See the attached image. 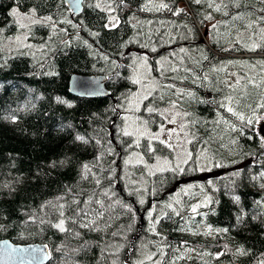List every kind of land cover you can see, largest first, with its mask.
<instances>
[{"label": "snow or ice", "instance_id": "snow-or-ice-1", "mask_svg": "<svg viewBox=\"0 0 264 264\" xmlns=\"http://www.w3.org/2000/svg\"><path fill=\"white\" fill-rule=\"evenodd\" d=\"M72 8L83 16L84 11L102 13L97 18L103 23L102 29L108 31L121 28V24L130 26L137 31V38H130L121 47L129 43H136L147 47L153 53L158 49L149 44H141L138 38L143 34L151 41L152 32H143L144 24L151 25L153 21H140L135 11H132L133 0H68ZM66 0H53L51 11L47 15H40L37 7L21 11L18 7L12 8L9 15L13 23L21 30L20 35L5 39L15 44L14 49L19 55H31L37 58V63L43 67L44 61L50 53L56 49L54 44L59 42L61 50L73 46L74 41L92 50V54L114 67H127L131 74L127 77L135 91L129 89L120 96V103L111 107V112L117 115L120 123L113 121V127L117 130L119 139L117 143L123 146L124 156L116 151L111 139L82 135L67 125L70 129V145H93L95 154L88 162H81L78 169V180L75 185L63 186V193L54 199L41 202L37 208L29 209L24 213L25 226L35 225L40 232L44 231L43 225H47L59 234L63 240L54 248L43 244L39 248L34 246L14 247L4 242V252L0 255V264L3 261H19L20 264H31L39 260L52 261V252L67 253L65 264L69 261L78 264L74 257L82 251L87 252L93 246L84 239L88 233L100 234L96 247L103 245L102 255L111 257L107 264H181L182 261L191 260L194 256L199 257L200 264H209V259L219 261L228 253L238 256H246L249 252L238 246L233 252L228 245L224 250L218 252L208 251L206 248H196L187 240H169L165 234L166 226H172V232L187 233L192 236L215 237L221 232L227 233L228 229L214 228L211 224L205 223L207 212L200 211L209 208L213 214L212 205L217 204L213 196L206 189L204 184L189 183L181 187L179 191L170 194L163 201L148 203L146 197L155 196L157 189L155 185L147 186L145 178L163 176L164 173H171L174 177L184 175L186 170L192 172L212 171V168H223L227 165L216 160V155L222 148L231 151L230 146L238 143L239 137L245 136L248 139L254 137L264 148V60L253 62L228 60L218 61L213 64L209 56L203 51L198 57L189 55L190 49L181 47L179 52L173 50L169 56L159 58L155 61V71L159 75H153V67L149 62L147 54H137L131 58L128 65H119L111 60L108 54L94 48L93 44L79 35L80 30L88 35L97 44L99 31H93L83 19L76 20L69 16V9L65 7ZM84 4L82 8L81 5ZM260 5L257 7L256 5ZM200 6V7H195ZM136 8L140 12L155 13L167 11L173 17L195 16L196 23L212 36L214 42H218L220 35L232 36L227 47H222L223 52L230 51H264V0H186V6L180 7L178 0H141ZM201 8L211 9L206 14ZM191 9V11H189ZM125 10L130 13L129 18L121 19ZM213 13H219L227 19L215 20ZM135 21V23H133ZM163 23V22H161ZM67 25L68 27H63ZM39 26L49 30L42 42L34 44L29 42L36 39L33 27ZM228 29L226 33L219 32L220 27ZM172 27H182L187 36H194L196 29L187 23ZM73 31L70 32L69 29ZM241 29L243 31H241ZM3 29H0L2 33ZM246 34V40H243ZM160 43L163 46L164 36L159 32ZM71 36V38H67ZM186 36V38H187ZM169 41L174 37L167 35ZM3 48H0V52ZM3 57H0L2 60ZM208 61V71H204L202 64ZM166 65V67H165ZM0 63V68L5 67ZM245 68L249 72H229V67ZM257 66L261 68L259 73L251 74ZM224 75L221 76L220 74ZM49 75L57 73L49 72ZM192 85L194 87L185 86ZM208 88L215 91L217 95L209 98H201L197 89ZM82 96H95L101 93L81 91ZM107 95L108 93H104ZM55 102L65 104L71 108L73 105L61 97H55ZM207 104L213 107L211 120L199 116L190 110L193 104ZM123 113V115H121ZM93 116L99 117L94 113ZM8 119L17 122V117ZM235 134V137L232 136ZM112 133H108L111 136ZM225 136L228 137L225 142ZM127 138V139H125ZM214 145L216 147H214ZM119 157L122 161L120 175L117 176L115 159ZM65 156L60 165H65L68 160ZM151 161V163H150ZM52 167H56L54 162ZM128 169L139 171L135 172ZM242 170L236 169L231 173L233 183L241 176ZM251 180L264 179V173L259 177L251 176ZM18 182V181H17ZM117 183L123 185V190L134 200H127L116 190ZM208 188L213 191L212 180L207 181ZM264 187V184L260 185ZM3 188L9 192H15L12 184H4ZM198 190V191H195ZM185 197L195 199L196 203H188ZM239 203V197H235ZM259 203V202H258ZM144 213V219L148 223L146 232L154 239H140V243L129 240V233L132 232L137 220L138 212ZM200 217L197 220L196 217ZM124 219L125 223L116 221ZM256 219L255 216L252 217ZM243 219V214L237 217ZM0 215V232L7 230L11 221ZM115 225V226H114ZM203 225V230H201ZM107 237V240L104 238ZM21 238L23 233H21ZM79 241L78 246H69L68 241ZM125 249H131L130 259L127 255L121 260V253ZM209 258V259H206ZM53 264L55 262L53 261ZM258 264H264V259Z\"/></svg>", "mask_w": 264, "mask_h": 264}, {"label": "trees", "instance_id": "trees-1", "mask_svg": "<svg viewBox=\"0 0 264 264\" xmlns=\"http://www.w3.org/2000/svg\"><path fill=\"white\" fill-rule=\"evenodd\" d=\"M88 0H85L87 3ZM141 0H133L132 11L136 12L140 21L151 20V25L144 24L143 32H152L151 41L143 34L139 35L141 44L155 46L158 51L153 53L147 47H142L136 43H129L121 47L125 41L130 38H137V31L130 26L121 24L120 29L108 31L101 28L103 21L97 18L102 13L85 10L83 16H75L69 11V16L77 21L84 20L93 31H99L97 44L88 35L87 32L80 30L79 35L93 44L94 48L108 54L111 60H115L119 65H128L131 58L137 54H147L149 62L153 67V75H159L155 71V61L159 58L169 56L175 50L179 52L181 47L189 48V55L198 57L203 51L209 56L213 64L218 61L240 60L255 62L264 60V51H230L223 52L220 49L228 46V41L232 36L220 35L218 42H214L212 36L208 34L196 23L195 16L173 17L167 11L147 13L137 10L136 5ZM53 0H0V48L5 37L15 35L18 27L13 23V18L9 15L11 7L17 6L25 11L32 7H37L41 15H47L51 11ZM180 7L186 6V0H178ZM260 7V5H256ZM65 7L68 6L65 4ZM200 7V6H195ZM69 9V8H68ZM205 14L211 9L201 8ZM191 11V9H189ZM215 20L223 21L227 19L219 13H213ZM130 13L125 10L121 19L129 18ZM87 17H90L89 19ZM163 22V23H161ZM135 23V21H133ZM172 23L181 25L187 23L194 27L196 32L194 36H187L184 28L172 27ZM68 27L67 25H62ZM70 32L73 30L70 28ZM228 29L220 27L221 34L226 33ZM241 31H243L241 29ZM36 39L35 42H42L49 32L46 28L36 26L33 29ZM167 34L174 37V41H169L167 35L164 36L163 46L159 42L161 37L155 33ZM207 34V35H206ZM187 36V38H186ZM71 38V36L67 37ZM246 40V34L242 37ZM56 49L50 53L48 59L44 61L43 67L37 63V58L29 55L8 54L5 51L0 52V63H5V67L0 68V215L7 217L11 221L7 230L0 232V239H10L16 243H47L50 248L59 245L62 240V234L55 229L43 225L44 231L41 233L35 225L23 224L26 219L24 213L30 208L35 209L46 200L54 199L57 195L63 193V186L75 185L78 180V169L81 162H88L95 154L93 145H70L71 136L68 134L70 129L67 125H72L76 132L82 135L95 137H107L115 145L116 151L120 156H124L123 146L117 143L119 139L117 130L113 127V121L117 124L120 120L117 115L111 112V107L120 103V96L129 89L135 91V86L125 77L131 74V69L127 67H114L110 62H106L92 54V50L79 44L73 43V46L61 50L59 42L53 45ZM166 67V65H165ZM206 72L209 68L208 61L202 64ZM229 72H249L245 67H229ZM261 68L257 66L251 71V74L259 73ZM49 72L57 73L49 75ZM74 73L82 74H104L107 76V86L112 92L111 97H79L70 92V79ZM221 76L224 74L221 73ZM194 87L192 85H186ZM197 94L201 98H209L217 95L215 91H209L208 88L197 89ZM71 103L73 107L69 108L65 104L55 102V97ZM190 110L196 112L199 116L211 120L213 117V107L207 104L193 103ZM96 114L99 118L97 119ZM123 115V113H121ZM17 117V122H11L9 117ZM108 133H112L108 136ZM247 132L245 136L239 137L238 143L231 147V151L222 148L216 155V160L227 165L223 168H212V171L192 172L186 170L184 175L174 177L171 173H164L163 176L157 175L150 179L145 178L147 186L151 188L155 185L157 192L155 196L146 197L148 203L144 205L147 208L151 203L163 201L179 191L181 187L189 183L204 184L214 200L218 203L212 205L214 214L209 208H203L200 211L207 212L205 223L211 224L214 228L228 229L227 233L221 232L219 236L203 237L192 236L187 233L172 232V226H166L164 232L169 240L180 241L187 240L193 247L206 248L213 253L224 250V245H228L234 252L238 246H243L249 254L246 256L232 255L231 253L221 257L219 261H212L209 258V264H258L259 260L264 259V179L251 180L249 177H259L264 173V148L261 147L258 140L254 137L248 139ZM235 137V134H232ZM127 139V138H125ZM228 137L225 136V142ZM214 147H216L214 145ZM70 158L65 165H60V161ZM115 159L117 176L120 175L122 161L119 157H109ZM56 167H52L53 163ZM151 163V161H150ZM236 169H241L239 178L235 179L231 173ZM140 173L136 169H128ZM214 182L213 191L208 188L207 181ZM18 181V182H17ZM4 184H12L15 192H9L3 188ZM123 185L117 183V192L127 200H134L123 190ZM198 191V190H195ZM239 197V203L235 202V197ZM188 203H196L195 199L185 197ZM259 202V203H258ZM243 214V219L237 217ZM137 220L132 232L129 233V240L140 243V239H154L146 232L148 227L144 219V213L138 212ZM255 216L256 219L252 217ZM197 220L201 218L196 217ZM116 223L123 224L122 218ZM115 226V225H114ZM203 230V225H201ZM21 233L23 237L21 238ZM100 234L88 233L84 239L93 246L87 252H81L74 257L78 264H107L111 257L102 255L103 245L96 247ZM140 238V239H137ZM107 240V237L104 238ZM79 241H68L69 246H78ZM131 249H125L121 253V260L127 255L130 259ZM67 253L61 254L52 252L53 260L48 264H65ZM68 264H72L71 261ZM181 264H200L199 257H193L191 260L182 261Z\"/></svg>", "mask_w": 264, "mask_h": 264}, {"label": "water", "instance_id": "water-1", "mask_svg": "<svg viewBox=\"0 0 264 264\" xmlns=\"http://www.w3.org/2000/svg\"><path fill=\"white\" fill-rule=\"evenodd\" d=\"M66 4L69 6L71 10L74 11V13H77L70 3H68V0H66ZM81 7H84V4L81 5ZM81 91H87V92H98L101 93L99 95L95 96H82L79 93ZM70 92L71 94L79 97H111L112 92L107 86V76L104 74H82V73H74L71 76L70 79ZM104 93H108L105 95ZM7 241L9 245L14 247H28V246H34L35 248H39L43 244L47 243H16L10 239H0V255L4 252V242ZM50 248V246H49ZM51 249V248H50ZM50 261H39L35 260L32 261L31 264H48ZM3 264H20L19 261H3Z\"/></svg>", "mask_w": 264, "mask_h": 264}, {"label": "rangeland", "instance_id": "rangeland-1", "mask_svg": "<svg viewBox=\"0 0 264 264\" xmlns=\"http://www.w3.org/2000/svg\"><path fill=\"white\" fill-rule=\"evenodd\" d=\"M66 5H67V4H66ZM67 6H68V5H67ZM14 7H17V6H13V7H11V10H12V8H14ZM68 8H69V6H68ZM19 9H20V8H19ZM11 10H10V12H11ZM20 10H21V9H20ZM21 11L23 12V10H21ZM69 11L71 12V14H73V15H75V16H79V15H80L79 13H74V11L71 10L70 8H69ZM40 15H41V14H40ZM87 18L89 19L90 17H87ZM35 27H36V26H35ZM35 27H33V29H34ZM20 34H21V30L18 28V31H17V33H16L15 35H20ZM15 35L8 36L7 38H12V37H14ZM206 35H207V34H206ZM41 39H43V38H41ZM29 42L34 43V44H38L37 42H35L34 39H33V40H30ZM15 47H16V45H15V44H11V43H9L7 39H5L4 42H3V44L1 45V48H3V51L7 52V53L10 54V55L17 53V52L14 51Z\"/></svg>", "mask_w": 264, "mask_h": 264}]
</instances>
